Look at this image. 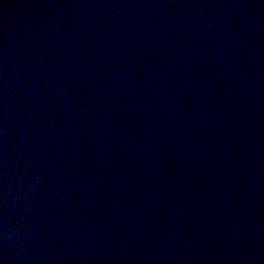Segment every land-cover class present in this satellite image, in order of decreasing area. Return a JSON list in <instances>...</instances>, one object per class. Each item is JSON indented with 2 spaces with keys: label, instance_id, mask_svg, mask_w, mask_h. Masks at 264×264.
I'll return each mask as SVG.
<instances>
[{
  "label": "water",
  "instance_id": "95a60500",
  "mask_svg": "<svg viewBox=\"0 0 264 264\" xmlns=\"http://www.w3.org/2000/svg\"><path fill=\"white\" fill-rule=\"evenodd\" d=\"M0 264H264V0H0Z\"/></svg>",
  "mask_w": 264,
  "mask_h": 264
}]
</instances>
